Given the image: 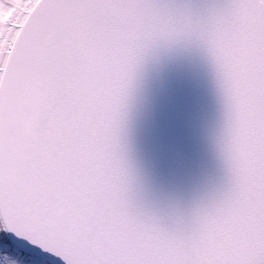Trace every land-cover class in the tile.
Segmentation results:
<instances>
[{
	"label": "snow or ice",
	"instance_id": "1",
	"mask_svg": "<svg viewBox=\"0 0 264 264\" xmlns=\"http://www.w3.org/2000/svg\"><path fill=\"white\" fill-rule=\"evenodd\" d=\"M114 2L130 18L105 0H0V76L12 63L38 71L46 90L35 137L44 142L17 178L0 175V253L23 264H264V0H217L203 12L169 0ZM81 13L107 69L87 68L62 23ZM177 45L198 47L214 68L225 182L188 215L164 217L134 191L126 133L143 66Z\"/></svg>",
	"mask_w": 264,
	"mask_h": 264
},
{
	"label": "water",
	"instance_id": "2",
	"mask_svg": "<svg viewBox=\"0 0 264 264\" xmlns=\"http://www.w3.org/2000/svg\"><path fill=\"white\" fill-rule=\"evenodd\" d=\"M206 11L217 0H169ZM113 14L123 13L114 0H105ZM62 23L73 36L89 70L107 69L111 60L93 38L83 13L64 14ZM55 39V36L52 37ZM45 52L35 60L41 65ZM102 89H88L96 95ZM46 98L38 71L24 73L8 63L0 77V133L15 127L17 135L0 134L5 167L0 175L17 178L16 166L30 155L39 110ZM224 125V106L214 68L194 45L161 47L143 66L127 124V147L136 175L134 191L141 202L164 217L192 208L222 188L225 171L218 141Z\"/></svg>",
	"mask_w": 264,
	"mask_h": 264
},
{
	"label": "rangeland",
	"instance_id": "3",
	"mask_svg": "<svg viewBox=\"0 0 264 264\" xmlns=\"http://www.w3.org/2000/svg\"><path fill=\"white\" fill-rule=\"evenodd\" d=\"M0 261H3V264H23V260L12 253L7 255L0 253Z\"/></svg>",
	"mask_w": 264,
	"mask_h": 264
}]
</instances>
